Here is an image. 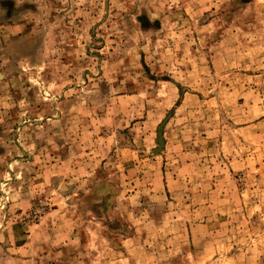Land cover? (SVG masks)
I'll use <instances>...</instances> for the list:
<instances>
[{"label": "rangeland", "instance_id": "obj_1", "mask_svg": "<svg viewBox=\"0 0 264 264\" xmlns=\"http://www.w3.org/2000/svg\"><path fill=\"white\" fill-rule=\"evenodd\" d=\"M0 264H264V0H0Z\"/></svg>", "mask_w": 264, "mask_h": 264}]
</instances>
